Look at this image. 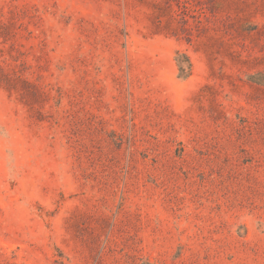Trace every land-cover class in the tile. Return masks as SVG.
Segmentation results:
<instances>
[{
	"label": "rangeland",
	"instance_id": "obj_1",
	"mask_svg": "<svg viewBox=\"0 0 264 264\" xmlns=\"http://www.w3.org/2000/svg\"><path fill=\"white\" fill-rule=\"evenodd\" d=\"M0 264H264V0H0Z\"/></svg>",
	"mask_w": 264,
	"mask_h": 264
}]
</instances>
